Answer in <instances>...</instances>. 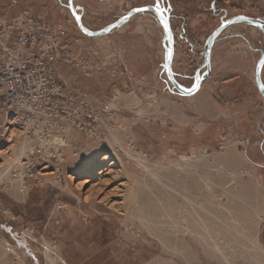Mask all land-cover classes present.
Listing matches in <instances>:
<instances>
[{"label": "rangeland", "instance_id": "obj_1", "mask_svg": "<svg viewBox=\"0 0 264 264\" xmlns=\"http://www.w3.org/2000/svg\"><path fill=\"white\" fill-rule=\"evenodd\" d=\"M15 1L62 25L93 66L89 75L65 70V85L103 109L115 92L118 100L100 139L79 136L86 152L77 161L66 153L60 186L29 184L20 196L0 184V264H264V99L254 85L264 35L228 27L214 44L209 78L183 97L162 70L152 14L88 38L56 0ZM76 1L90 31L148 2ZM211 1L170 0L172 71L186 88L219 26ZM218 2L228 18L264 19V0ZM261 76L264 83V66ZM14 146L0 140V158Z\"/></svg>", "mask_w": 264, "mask_h": 264}, {"label": "built area", "instance_id": "obj_2", "mask_svg": "<svg viewBox=\"0 0 264 264\" xmlns=\"http://www.w3.org/2000/svg\"><path fill=\"white\" fill-rule=\"evenodd\" d=\"M17 5L0 0V140L15 145L10 153L20 143L23 150L11 153L15 161L10 153L0 158V184L24 195L29 184L61 183L66 153L77 161L86 152L79 136L100 139V122L118 95L103 109L65 85V70L89 75L93 66L74 51L62 25Z\"/></svg>", "mask_w": 264, "mask_h": 264}, {"label": "water", "instance_id": "obj_3", "mask_svg": "<svg viewBox=\"0 0 264 264\" xmlns=\"http://www.w3.org/2000/svg\"><path fill=\"white\" fill-rule=\"evenodd\" d=\"M77 27L82 35L88 38H100L110 34L114 29L119 28L123 24L127 23L131 18L138 14L150 13L152 14L158 22L162 30V48H163V64L162 70L166 77L167 82L170 84L172 89L180 96L190 97L195 95L200 86L206 82L210 75L211 71V53L212 48L218 37L228 28L233 25H247L252 28L259 30L264 35V19L262 18H252L244 15H237L231 18L224 19L223 16L220 19L219 26L206 38L203 45L202 56V64L198 67L193 75V83L190 87L186 88L180 85L176 79L175 75L172 71V61L174 57V35L172 33L170 27V7H163L158 3H155L154 6H143L131 9L125 15L117 19L111 25L98 30V31H90L85 28L81 21V15L78 14L77 9L73 6L72 0H68V6L66 7ZM212 10L213 4H211ZM82 13V9H79ZM165 22L167 23V29H165ZM264 60V50L260 52L259 57L255 63L254 67V85L256 87L259 95L264 99V83L262 81V69L263 66L260 62Z\"/></svg>", "mask_w": 264, "mask_h": 264}, {"label": "flooded vegetation", "instance_id": "obj_4", "mask_svg": "<svg viewBox=\"0 0 264 264\" xmlns=\"http://www.w3.org/2000/svg\"><path fill=\"white\" fill-rule=\"evenodd\" d=\"M219 0H212L209 4V9L210 11L215 15L219 17V23H220V19L224 16V19H227V11L225 8H223L220 3L218 2ZM42 2V1H41ZM100 2H102V0H100ZM155 3H158L159 5L166 7L169 6L170 9H172L171 4H170V0H148V2L146 3V5L144 6H154ZM72 4L73 6L77 9H82L83 13L81 15V17L84 15V7L80 6L79 4H77L76 0H72ZM211 4H213V8L214 10H212L211 8ZM58 7L61 8H66L68 6V0H56V4ZM143 7V6H140ZM242 15V14H241ZM175 41V38H174Z\"/></svg>", "mask_w": 264, "mask_h": 264}, {"label": "bare ground", "instance_id": "obj_5", "mask_svg": "<svg viewBox=\"0 0 264 264\" xmlns=\"http://www.w3.org/2000/svg\"><path fill=\"white\" fill-rule=\"evenodd\" d=\"M100 38H101V37H100ZM218 38H219V37H218ZM174 42H175V41H174ZM208 78H209V77H208ZM201 86H202V85H201ZM201 86H200V87H201ZM199 90H200V89H199ZM197 93H198V92H197ZM197 93H196V94H197ZM193 96H194V95H193ZM190 97H192V96H190ZM20 144H21V145H20ZM20 144H19L15 149L12 150V152H11L12 155H18V154L20 155L19 152H21V150H23V149H22L23 147L20 148V147L22 146V143H20ZM11 153H10L9 156L7 155V156H8L7 159H8L9 161H10V160H14V159L16 158V157L13 158V157L11 156ZM235 157H236V156H235ZM235 157H234V159H233L234 161H235L236 159L239 158V157H236V158H235ZM14 161H15V160H14ZM18 194H19L20 196L22 195V194H20V193H18Z\"/></svg>", "mask_w": 264, "mask_h": 264}, {"label": "snow or ice", "instance_id": "obj_6", "mask_svg": "<svg viewBox=\"0 0 264 264\" xmlns=\"http://www.w3.org/2000/svg\"><path fill=\"white\" fill-rule=\"evenodd\" d=\"M164 26H165V29H167V23H166V22H165ZM260 63H261L262 65H264V60H262ZM262 89H264V86H262Z\"/></svg>", "mask_w": 264, "mask_h": 264}, {"label": "crops", "instance_id": "obj_7", "mask_svg": "<svg viewBox=\"0 0 264 264\" xmlns=\"http://www.w3.org/2000/svg\"><path fill=\"white\" fill-rule=\"evenodd\" d=\"M213 48H214V46H213ZM213 48H212V50H213ZM213 52V51H212ZM210 76V75H209ZM203 85V84H202ZM200 89H201V87H200ZM199 92V91H198Z\"/></svg>", "mask_w": 264, "mask_h": 264}]
</instances>
